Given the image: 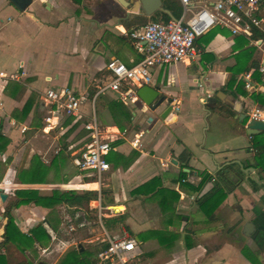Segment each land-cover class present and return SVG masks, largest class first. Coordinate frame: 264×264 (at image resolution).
I'll return each instance as SVG.
<instances>
[{
	"label": "crops",
	"instance_id": "crops-1",
	"mask_svg": "<svg viewBox=\"0 0 264 264\" xmlns=\"http://www.w3.org/2000/svg\"><path fill=\"white\" fill-rule=\"evenodd\" d=\"M162 5L165 7L164 3ZM131 7H124L118 0H33L26 10L21 11L11 0H0V67L9 74H21L20 80L10 79L0 85V100L4 101L0 116L6 113L10 116L14 110L22 109L30 95L36 93L37 102L26 120L38 121L37 113L39 115L44 109L47 114L52 108L43 102L42 93L49 88L68 86L83 97L86 111L91 104L94 105L103 128L127 131L121 135L112 133L118 137L109 154L111 168L103 175L101 184L95 177L80 171L75 157L69 152V146L85 134L81 127L66 144V155L76 170L77 182H21L15 185L2 182L0 188H7L6 185L9 188L35 187L48 194L54 189L68 187L97 191L98 198L90 202L94 207L88 208L91 213L82 207L76 209H80L78 215L86 220L89 214L98 217L106 232L101 239L102 245L107 243L109 236L134 233L138 245H145L147 240L153 239L167 251L175 248L176 241L181 239L184 249L179 259H183L184 264H264V180L258 181L257 185L251 180L264 178V171L259 173L253 137L246 131L248 113L256 108L264 111V105L254 97L261 93L264 98V74L259 71L264 59V36L254 42L245 36H232L229 30L219 27L200 36L196 41V48L201 50L199 57L151 69L150 85L166 99L157 110H150L139 97L133 102H124L118 91L108 88L99 93L111 78L107 68L110 60L134 66L143 58L130 32L139 29L141 24L144 26L149 21L162 19L161 12H164L158 10L146 16L142 10L131 11ZM53 55L60 62L50 67L48 60ZM244 66L250 68L243 69ZM47 69L53 73H44ZM256 69V73H260L258 78L254 77ZM239 70V78L245 81V86L238 91L236 85L230 87L227 84ZM41 76L47 84L45 88L39 83ZM13 81L22 83L23 90L18 93L12 87L7 88ZM247 81L252 88L246 86ZM211 97L216 100L207 102ZM121 105L131 111L130 120L121 115ZM168 105L175 109L172 121H169L173 116L171 111L167 119L161 118ZM244 114L247 118H243ZM203 119L206 123L201 139L198 122ZM64 124L78 125L70 117L64 118L58 127L62 128ZM3 129L7 127L4 125ZM140 131L144 132L142 145L135 147L132 142L134 133ZM59 150L54 151L50 161ZM43 157L48 156L44 154ZM229 163L243 171V179L216 209L214 220L209 222L199 200L217 180L212 177L201 190L193 186L201 182L202 171L215 174ZM252 166L257 174L250 169ZM157 176L165 188L164 194L135 192L137 187ZM229 176L236 179L234 173ZM99 195L103 207L101 216L97 207ZM114 195L117 200L113 199ZM161 200L162 204L165 203L164 210ZM46 211V207L33 203L15 209L19 221L26 226L24 229L40 224L35 215L40 218ZM248 222L254 227H247ZM180 223L181 229L176 230L174 227ZM224 225L228 226L230 234L238 236L217 247L212 244L209 250L205 241ZM116 228L119 231H115ZM149 230L177 232L180 238L161 243L158 234H150L149 239L140 240L139 234ZM53 238H58L57 234ZM244 247L250 249L249 256L243 253ZM158 252V248L141 250L138 258L143 260L141 264H155L153 259Z\"/></svg>",
	"mask_w": 264,
	"mask_h": 264
},
{
	"label": "built area",
	"instance_id": "built-area-1",
	"mask_svg": "<svg viewBox=\"0 0 264 264\" xmlns=\"http://www.w3.org/2000/svg\"><path fill=\"white\" fill-rule=\"evenodd\" d=\"M182 13L179 18H170L167 21L152 20L143 27L130 32L135 47L143 54V58L134 66H127L123 62L112 59L107 63L111 72L109 82L99 93L111 89L121 93L124 102H133L138 98L137 89L143 85H150L152 68L162 64L189 62L201 54L196 48V40L219 27L227 29L232 36L244 35L254 42L260 38L253 37L255 32L264 33V0H179ZM22 67V65L20 66ZM264 74V59L259 66ZM250 77V74H247ZM21 74L11 73L0 67V85L8 80H20ZM246 86L252 88L250 81ZM45 104L52 105L50 112L44 116L43 130L49 132L61 126L64 118L70 117L75 123H81L85 130L77 143L69 146L71 155L85 175L96 178L98 183L103 182V175L110 170L111 164L108 155L115 148L113 143L119 135L127 131H113L103 128L100 124L95 107L90 105L89 111L83 107V97L68 86L49 88L42 93ZM206 101V99H203ZM0 106H3L0 101ZM264 111L256 108L248 113V122L252 118L263 119ZM176 115L175 109L171 110ZM16 125V121L12 120ZM27 126L23 125L22 131ZM144 132H135L133 145L140 147ZM252 137V135H250ZM46 163L49 157H43ZM100 216L102 214L101 196L99 195ZM72 222V219L68 223ZM71 229L74 225L69 224ZM138 240L133 236H112L107 239V246L97 253V264H126L129 254L133 253Z\"/></svg>",
	"mask_w": 264,
	"mask_h": 264
},
{
	"label": "rangeland",
	"instance_id": "rangeland-1",
	"mask_svg": "<svg viewBox=\"0 0 264 264\" xmlns=\"http://www.w3.org/2000/svg\"><path fill=\"white\" fill-rule=\"evenodd\" d=\"M179 6H181V4ZM48 61L50 63V67L60 62V60L54 55ZM52 71L53 70L47 69L44 70V73H53ZM39 83L44 88L47 86L46 82L44 81V76L40 77ZM0 101H2L4 104L3 100ZM39 104L41 103L39 102ZM7 114L8 113H6V115L0 116L1 130L6 136L10 138V143L8 144L6 151L0 153V183L7 182L14 185L15 183H21L19 180L20 174H25L26 171L31 170V168L34 167L32 166V159L34 155H38L42 158L44 154H47V156L50 158L51 155L53 156L55 150L64 148L68 140L72 138L73 134L77 132L79 128H81L80 123H76L78 124L76 127L69 126L71 124H64L62 128L58 127L57 129L51 130L47 133L43 130L44 116L46 114L44 109H42V113H40L39 115L37 113L39 119L37 125L34 124L35 121L31 123V121L26 120L29 114L24 120H20L19 118L15 117L13 113L10 116H7ZM12 120L16 121V125L10 123L12 122ZM205 123V119H203L202 122H198V133L201 136V139L203 137V127ZM4 125L7 127V129H3ZM23 125H27L28 130L23 132ZM58 164V166H50L51 163L44 162L45 166H37L36 170L40 169L41 173H39V176L46 177L48 183L54 182L63 177H66L68 180H73L74 182L78 181L75 177L76 170L72 167L68 156L64 160L58 162ZM61 166H65L66 168L64 167L63 169H61ZM5 187L7 188H2V190L6 191L9 196L5 202H2L0 200V240L3 239L2 235L4 233L5 224L7 222V218L4 215L7 205L13 201H16L17 196L15 194V190L22 189L16 186L9 188L8 185H6ZM33 189H37L42 195L48 194L47 191L42 190L41 188L39 189L34 187ZM62 190L82 191L83 189L68 187L67 189ZM109 193L111 195V192ZM113 199L117 200L115 195L113 196ZM88 208H93V206H82V209H87V211H89ZM15 209H12V213L15 215L17 226L21 231L25 233L28 232L32 227L24 229L26 228V226L23 222L19 221V213L15 212ZM79 210L80 209L70 207L66 204H59L53 209L47 208V213H43L40 218L36 215L35 217L37 218V220H39L40 224L44 223L47 230L50 232L51 239L48 243H46L44 246L36 243L35 250L27 249V251L25 252H23L15 244H9L1 248L0 252L7 256L8 264L19 262L21 260H28L33 264H37L41 260L47 261L50 264H58L69 250L76 249L80 245H82L84 246V248L92 250L97 258V253L102 247L101 239L106 236V232L101 223L98 221V217L96 215L89 214L90 216H88V219L86 220L83 216L78 215ZM89 212L91 213V211ZM196 215L199 216V214ZM43 217L44 219H41ZM191 217L194 218L193 215H191ZM47 219L50 220V224L52 226H49V224L46 222ZM70 219H72V222L68 223ZM83 221H86V223L82 224ZM71 223L74 225V229L70 228L69 224ZM189 223H192V221ZM181 224L182 223H180V226H176L174 228L176 230H180L182 227ZM115 231H119V228H116ZM117 233H121V231ZM122 233L119 234V236L124 237L125 234ZM55 234H57L58 238H53ZM129 234L130 236H134V233ZM174 234L178 233L174 232ZM237 236L238 235H236L235 233L230 234V231H228V226L224 225L219 232L210 235V239L205 242H207V247L210 250L211 246L214 245L217 247L227 240L234 241L235 239L233 237ZM179 238L180 235L178 234L175 240ZM213 241L215 243H213ZM237 241L242 242L240 239H237ZM153 248H158L159 250L155 258L153 259L155 264H159L161 262L184 264L182 263L184 262L183 259H179L182 256V251L184 249V244L182 243L181 239L177 240L175 248H172V250L169 251L161 249L156 240L149 239L147 240V243L145 245H138L136 250L129 255L126 264H141L143 260L138 258V254H140L141 250H148Z\"/></svg>",
	"mask_w": 264,
	"mask_h": 264
},
{
	"label": "trees",
	"instance_id": "trees-1",
	"mask_svg": "<svg viewBox=\"0 0 264 264\" xmlns=\"http://www.w3.org/2000/svg\"><path fill=\"white\" fill-rule=\"evenodd\" d=\"M162 1L164 3V6L170 9L176 18L180 17L182 8L177 3L179 2V0L177 1L162 0ZM161 15H162V19L160 20L162 21H167L170 19V16L165 12H161ZM141 26H143V24H141L140 27ZM239 36H244V35H239ZM263 36H264L263 32H255L253 37L260 38ZM247 38L251 40V38L249 37ZM245 68L249 69L250 66H244L243 69ZM256 71L257 69L255 70L254 77L258 78L260 73H256ZM240 72L241 70L235 72L231 76L227 84L230 87L236 85L238 91L239 89H242L241 87L245 86V81L239 78ZM8 87L9 88L12 87L14 90H16L19 93L20 91L23 90L24 85L20 82L13 81L8 84L7 88ZM36 97L37 94L32 93L28 98V100L26 101V103L24 104V106L22 107V109L14 110L13 115L19 118L20 120H24L35 106ZM254 97L256 98V100H258L261 104L264 105V98H262L261 93L255 94ZM121 106H123L121 107L120 110L121 115L125 119L130 120L131 111L127 109V107H124V105ZM245 122H247V120ZM34 124L37 125L38 121L35 120ZM252 137H253V145L256 150L257 159L260 165L258 166L260 168L259 173H261L262 171H264V131L260 134L253 135ZM9 143H10V138L2 132L0 127V153L6 151ZM114 144L115 143H113V145ZM67 149H68L67 145H65L64 148L60 149L59 152L54 156L53 160L49 162L51 163L50 166H58L59 165L58 162L64 160L67 157L66 155V153H68ZM108 159L109 160L111 159L109 155H108ZM32 161H33L32 166L34 167L31 168V170L26 171L25 174H20L19 176L20 182L22 183L48 182L46 177L39 176V173H41L40 169L36 170L37 166H45L42 158L38 155H34ZM230 173H234L236 175L235 180L229 176ZM200 174L202 176V180L198 184V186H193L192 184H190L197 190H201L206 184V182L211 180L212 177H215L217 180V183L214 184L213 188L209 192L204 194L199 200V206L201 210L207 215V221L211 222L214 220V213L216 209L227 198L228 194L233 192L238 187V185L241 183V180L243 179L244 173L240 168L237 169L233 163H229L224 165L215 174H212L206 170L202 171ZM183 175H186V173H183ZM251 180L255 185H257L258 181L261 180L263 181L264 178L261 177L259 180L252 178ZM56 181L67 182L69 180L66 177H63ZM164 191L165 188L163 187L159 176L152 178L142 186H139L135 189V192L146 193V194L148 193L164 194ZM15 194L17 196L16 201H13L10 204H8L5 210L4 215L7 218V222L5 224L4 233L2 235L3 239L0 241V251L1 248L9 244H15L23 252L27 251V249L35 250L36 243H38L41 246H44L51 239L50 232L47 230L44 223L33 226L26 233L21 231L17 226L16 218L15 215L12 213V209L18 208L19 206L24 204H31V203L50 209H53L59 204H66L70 207L79 208L82 207L83 205L89 206L92 200L98 198V192L93 190L77 191V190L54 189L51 194L42 195L39 193L37 189L22 188L15 190ZM163 199L166 200V196H163ZM162 203L163 200H161V207L164 210L165 203L164 204ZM46 222L49 224V226H52L50 224V220L47 219ZM150 234H158L157 236L161 243L162 241L173 242L175 238H177L178 236V234H174V233L155 232V231L153 232L149 230L140 233L139 239L144 241L148 238V235ZM106 246L107 243L103 244L101 248H104ZM242 251L245 255L249 256L250 249L248 247H244ZM0 264H8L7 256L1 252H0ZM16 264H33V263L28 260H21ZM58 264H97V258L92 250H88L87 248H84V246L80 245L76 249L69 250Z\"/></svg>",
	"mask_w": 264,
	"mask_h": 264
},
{
	"label": "water",
	"instance_id": "water-1",
	"mask_svg": "<svg viewBox=\"0 0 264 264\" xmlns=\"http://www.w3.org/2000/svg\"><path fill=\"white\" fill-rule=\"evenodd\" d=\"M15 6L24 11L27 7L32 3L33 0H11ZM124 7H129L130 5L133 6L130 8L131 11L138 12L140 10L143 11L144 15L151 16L154 12L161 10L166 12L171 16V18L175 17L171 13L169 9L163 7L162 0H118ZM138 97L148 106L150 110H157L165 101L166 96L161 94L160 91L151 85H143L137 89ZM216 97H211L207 100V102L215 101ZM172 109L171 105H168L164 112L161 114V118L164 120L168 118L169 113ZM175 118L173 115L169 121H172ZM243 118H247V115L244 114ZM246 131L249 135H257L264 131V120L259 118H252L246 125ZM242 167V166H241ZM252 172L257 174L255 167L252 166L250 168ZM245 172H248L247 169H244ZM9 194L6 191H3L0 188V200L5 202L8 198ZM1 204V203H0ZM2 217V216H1ZM254 227L252 222H248L247 227ZM37 264H50L47 261H39Z\"/></svg>",
	"mask_w": 264,
	"mask_h": 264
},
{
	"label": "bare ground",
	"instance_id": "bare-ground-1",
	"mask_svg": "<svg viewBox=\"0 0 264 264\" xmlns=\"http://www.w3.org/2000/svg\"><path fill=\"white\" fill-rule=\"evenodd\" d=\"M111 208H114L116 211H119L115 206H111Z\"/></svg>",
	"mask_w": 264,
	"mask_h": 264
}]
</instances>
